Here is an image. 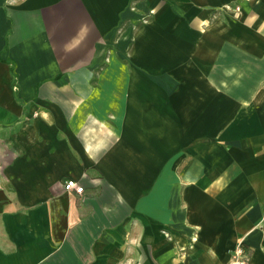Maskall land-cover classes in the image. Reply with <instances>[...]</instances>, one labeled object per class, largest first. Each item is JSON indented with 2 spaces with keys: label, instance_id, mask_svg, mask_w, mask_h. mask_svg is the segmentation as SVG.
Returning a JSON list of instances; mask_svg holds the SVG:
<instances>
[{
  "label": "crops",
  "instance_id": "0c3cea01",
  "mask_svg": "<svg viewBox=\"0 0 264 264\" xmlns=\"http://www.w3.org/2000/svg\"><path fill=\"white\" fill-rule=\"evenodd\" d=\"M240 242L264 264V0H0V264Z\"/></svg>",
  "mask_w": 264,
  "mask_h": 264
},
{
  "label": "built area",
  "instance_id": "2783aa9c",
  "mask_svg": "<svg viewBox=\"0 0 264 264\" xmlns=\"http://www.w3.org/2000/svg\"><path fill=\"white\" fill-rule=\"evenodd\" d=\"M64 188L66 190H75L77 192L84 191V186L73 178H69L64 182ZM226 264H251V256L242 242L237 244L233 249L231 258Z\"/></svg>",
  "mask_w": 264,
  "mask_h": 264
}]
</instances>
